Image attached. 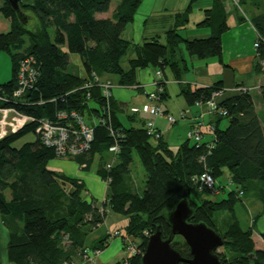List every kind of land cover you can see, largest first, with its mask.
<instances>
[{
	"label": "trees",
	"instance_id": "trees-1",
	"mask_svg": "<svg viewBox=\"0 0 264 264\" xmlns=\"http://www.w3.org/2000/svg\"><path fill=\"white\" fill-rule=\"evenodd\" d=\"M196 1L189 0L185 10L175 14L174 25L164 31L163 42L155 35L142 43H132L122 33L133 20L141 0H118L109 17L105 12L111 0H32L28 3L20 0V9L27 18L25 24L3 0L0 13L9 20V29L0 32V52L4 50L10 55L12 74L10 79L0 83V107H14L33 117L19 130L0 138V212L6 216L3 223L10 230L9 262L87 264L81 250H103L109 243L107 235L87 243V235L104 220L106 210L101 214L94 200L83 198L85 188L80 179L48 167L50 159L60 156L43 144L36 130L38 119H52L61 110H76L84 121V113H88L89 122L85 123L94 131L88 150L68 158L87 161L89 166L90 159L96 154L100 156L98 173L104 183L105 178H111L108 184L105 183L107 202L104 206L126 217L125 234L139 238L142 251L147 241L143 230L152 233L159 228L166 238L170 226L164 212L186 198L193 210L189 221L204 222L222 237L221 250L218 247L215 251L222 264H264V229L259 233L258 242L253 232L260 213L250 219L247 227H242L235 212L241 195L257 187L261 213H264V124L261 122L264 113L261 118L256 110L251 92L253 87H246L245 91L242 90L245 86L240 85L224 88L222 80L193 88L190 82L181 83L190 69L183 48L198 59L216 58L223 62L222 34L247 20L256 32V58L252 70L255 74H264V11L248 15L240 7L249 4L259 8V1L233 0L235 23L230 24L226 0H211L210 5L202 9L203 17L195 23V28L207 29L208 33L187 37L182 31L189 22ZM229 1L231 4L232 0ZM31 19L36 21L34 28L27 26ZM129 46H132L134 55L124 67L121 58ZM73 53L80 58L83 75L68 69L72 64L70 54ZM28 55L34 58L33 65L38 75L31 89L15 95L14 91L19 86L20 62ZM149 66L158 68L154 70L152 84L155 89L152 91L156 90L154 81H159L160 105L167 96L163 71L168 67L174 79L183 85L181 92L188 107H207L210 120L205 121L203 111L196 116L212 127L211 132L204 131L201 143L194 142L186 134L184 140L172 146L156 126L158 136L149 134L146 124L153 115L148 114L150 118L146 119L140 117L146 113L132 112L130 108L136 105L113 101L112 94L109 118L100 112L104 104L100 87H82L91 80L93 73L103 80L107 74H114L118 76V86L143 89L138 83V72ZM107 81L112 83L109 79ZM87 91L90 92L89 98L86 97ZM152 91L144 92L145 102ZM215 91H221V94L213 97L217 106L209 110L206 102ZM258 98L264 111V84L259 88ZM196 103H201V106ZM187 111L188 108L180 111L181 118ZM101 116L105 124L95 123L98 117L103 118ZM174 118L170 124L179 119ZM223 119L226 122L221 126ZM110 126L121 134L116 152L109 150L114 144L109 134ZM29 132L35 134L33 141L24 142L19 147L13 145ZM210 141H213L212 146L207 147ZM133 152L145 171L141 194L132 187L133 181L129 176ZM104 153L108 154L106 159L103 158ZM201 155H205L204 161L199 160ZM203 172H208L216 181L224 177L228 180L226 183L235 184V187L230 189L229 186L226 196L220 200L204 197L203 191L210 193V190L199 180ZM218 186L217 194L224 188ZM215 212L228 214L226 224H216ZM18 231L21 235H17ZM63 233L69 235L67 247L62 245ZM171 246L182 256L191 257L190 249L180 235L172 238ZM140 257V254L130 256L129 264H141Z\"/></svg>",
	"mask_w": 264,
	"mask_h": 264
},
{
	"label": "rangeland",
	"instance_id": "rangeland-1",
	"mask_svg": "<svg viewBox=\"0 0 264 264\" xmlns=\"http://www.w3.org/2000/svg\"><path fill=\"white\" fill-rule=\"evenodd\" d=\"M22 1L24 3H28V2H31L32 0H22ZM188 1L189 0H141L139 6L137 7L134 13L133 20L127 24L126 28L124 29L122 33V36L128 40L130 37H133L135 38V40L131 42L137 43L136 41L138 38L137 28H138L139 33L142 31V29L144 30L145 28L146 37L148 38L146 37L144 38L149 39L152 37V35L153 36L158 35L160 40L163 42L164 41L163 34H164L165 29L167 28V25H166V20H168L167 14L171 11V8H174L175 6H178L180 8L184 6V8H186ZM258 1H259V8L251 7L249 4H247V5H242V7H240V10L242 12H245L248 15L253 12H257V11H264V0H258ZM117 2L118 0H111L110 8L113 9ZM208 2H211V0H197L194 3L193 10L190 14L189 22L186 24L185 29L182 31L183 35L188 37V36H192L191 34L208 33L207 29L195 28V23L203 17L202 9L209 6V4L207 5ZM226 2L228 1L226 0ZM232 4H234L233 0L231 1V5ZM162 6L165 7L166 9L161 11L160 9ZM150 9H151V15L146 16L147 14H150L148 13L150 12ZM228 21L230 24H233L229 17H228ZM35 22H36L35 19H31L27 23V26L29 28H34ZM8 29H9V20L0 13V32H5ZM50 32L51 34L53 33V31L51 30ZM227 36L229 37V34H227ZM144 38L141 39L139 43H142L144 40H146ZM243 43L245 45V42ZM183 53L190 67V71L184 75L185 79L186 77L191 76L193 73L199 72V66H202L204 64H206L207 66H210L211 64H213V62H218L216 58L198 59L195 56H191L184 48H183ZM133 55H134L133 48L132 46H129V48L127 49V51L121 58V65L126 67L128 59L131 58ZM70 59H72L71 60L72 64L69 65L68 69L72 68L73 70L78 72L80 75H83V70L81 67V62H80L78 54L76 53L70 54ZM149 68L152 70L158 69L157 67H154V66H149ZM11 71L12 69H11L10 55L6 51L3 50L0 52V83L10 79L11 74H12ZM164 71L168 74V77L170 78V81H169L170 85H169V88H167L168 94L162 100L161 104H162V107H164V109H167L169 113L177 117L178 110L182 108L180 107L181 105L177 99L178 95H180L179 94L180 85L178 84L177 80L173 78L172 73L168 67H166ZM105 77H107L109 80L112 81L114 87L118 86V84H116L118 81L117 75L107 74ZM107 78H105L104 80H107ZM252 94H253L254 99L258 100V97L255 94V91ZM121 100L125 102V97ZM257 110L259 112V116L262 118L263 113H264L263 108L262 109L259 108ZM84 119L85 121L89 122L87 112L84 113ZM182 120L183 119L179 118L176 123H174L173 125H170L171 129L169 130V132H171L172 135L170 138L171 140H169V142L171 143L170 145L172 146H175L174 144L175 142L179 143L182 139L186 138L185 133L187 129V122L182 121ZM225 122L226 120L223 119L221 121V126H223ZM160 123H162L165 126H169V124L164 119L160 120ZM34 139H35V134L33 132H29L23 135L21 138L17 139L13 145L15 147H19L24 142L33 141ZM107 157H108V154L104 153L103 158L106 159ZM54 159L52 158L49 160L48 162L49 167L53 166ZM100 159L101 158L98 154L94 156L92 168H90V171L94 169L95 164L98 163ZM129 170H130L129 176L131 180L133 181L132 187L136 190V192L141 194L144 188L145 171L135 152L132 153V161L130 163ZM226 181L228 180L224 177L217 180V184L224 187L221 193L217 195H214V194L211 195L209 192L203 191V194H204L203 196L207 198L215 199V200L222 199L223 197L226 196L229 186H230V189L235 187V184L233 185L230 183H226ZM95 191L97 190L95 189ZM8 193H9L8 190H6L5 194L7 195V197H9ZM103 197H106V195ZM83 198L85 199L90 198V196L87 195L86 191H84L83 193ZM261 209H262L261 203L257 198V187H252L250 190L246 191L243 195H241V201H237L235 205V212L239 218V221L242 227H247L250 224V219L254 215L260 213L259 218L257 219V222L254 224V227H253V232L255 236L254 238L256 242H258L259 233L264 229V213H261ZM119 217L121 218L114 219L113 223H111V226H110L111 231L113 232L115 229H119L123 234H125V231H124L125 217L123 218V215L121 214H119ZM5 218L6 216L0 212V262L2 264H12L11 262L8 261V258H7L8 243L11 239H10V230L3 223V219ZM87 218L89 219V215H87ZM108 218H109L108 223H110L111 221L110 212H108ZM213 218L217 225L223 226V223L225 222L224 224H226L227 222L228 214L225 212H215ZM221 220L223 221L221 222ZM111 231L106 229V235L108 232H111ZM101 232H102V229H98L94 234L92 233L90 235L91 237L89 238V240H91V238H94L93 236L99 235ZM17 235H21V231H18ZM123 239L124 237L121 238L120 235L111 239L108 245L103 250H101L99 254L95 256L94 258L95 262L98 261L100 263H105V264H114L117 261H121L122 259H124L126 255V251H125L126 243L124 244ZM62 245L64 247H67L69 243L65 244L62 242ZM218 250H221V246L219 247Z\"/></svg>",
	"mask_w": 264,
	"mask_h": 264
},
{
	"label": "crops",
	"instance_id": "crops-1",
	"mask_svg": "<svg viewBox=\"0 0 264 264\" xmlns=\"http://www.w3.org/2000/svg\"><path fill=\"white\" fill-rule=\"evenodd\" d=\"M228 2H225L226 9L228 10L230 16L231 22L234 24L235 23V18L234 14H232V6L230 4V1L227 0ZM189 3V1H188ZM187 3V5H188ZM211 2H208L207 5H210ZM3 4V0H0V6ZM194 5V4H193ZM187 7V6H186ZM152 8V7H151ZM114 9V8H113ZM113 9L110 8L105 12V16L109 17L110 14L112 13ZM166 9L165 7H161V11ZM185 8L184 6L182 8L175 6L174 8H171V11L167 14L168 15V20H166V25L167 28H171L174 25V17L176 13L184 11ZM193 10V9H192ZM150 14H147L146 16L151 15V9ZM191 14V13H190ZM232 14V15H231ZM142 15V14H140ZM190 18V16H189ZM229 22V21H228ZM133 26V25H132ZM126 28V27H125ZM165 29V30H166ZM137 33H138V38H137V43L144 37H146V32L145 28L144 30L139 33L138 28H137ZM229 34V37L227 36ZM153 36V35H152ZM256 36V32L254 28L252 27L251 23L247 20L242 23H238L233 25L229 30L224 32L221 37V43H222V50H223V56L222 60L223 62H213L210 66H207L206 64L199 66V72L193 73L191 76L186 77V79L183 77L181 83H187L190 82L191 88L194 86H205V85H210L213 82L217 80H222V86L224 88H231L234 87L235 85H240V86H245V87H253L251 90L252 93L255 91L256 96L258 97L259 93V88L261 85L264 84V74L259 73L255 74L252 70L254 60L256 58V50L254 49V39ZM148 38V37H146ZM144 38V39H146ZM130 41H134L135 38L130 37ZM245 42V45L244 43ZM244 45V46H243ZM80 59V58H79ZM72 60V59H70ZM215 60V59H214ZM225 64L227 66H225ZM190 71V69H189ZM188 71V72H189ZM187 74V73H186ZM154 76V70L150 69L149 67H146L138 72V83L143 86V89H134V88H128L124 86H116L112 88V97L113 101H117L122 103H125V105L128 106H140L145 102V96L144 92L147 91H152L153 89V84H152V79ZM173 76V75H172ZM107 78V77H105ZM165 78V86L164 90L167 92V88H169V81L170 78L168 77V74L163 71V80ZM174 78V77H173ZM108 79V78H107ZM178 82V81H177ZM117 84V83H116ZM173 84V83H172ZM180 85V95H178L177 99L180 103V108L177 113V118L183 119L182 121L187 122V130L189 127H191L192 123L197 120L196 116H198L202 111L205 112L203 115V118L206 120L211 119V114H208L206 112L207 107L206 106H201L200 109L197 107H191L189 108L188 105L186 104L185 98L182 94V84L178 82ZM166 94V95H167ZM125 97V102L122 101ZM255 107L257 109H262L261 102L258 98V100H255ZM127 103V104H126ZM162 105V104H161ZM164 108V107H163ZM188 111L185 115V117L180 116V111L183 109H187ZM165 111H168L165 109ZM258 111V110H257ZM169 112V111H168ZM171 114V113H170ZM173 115V114H172ZM140 117L146 119L150 118L148 114H140ZM174 116V115H173ZM176 117V116H174ZM151 119L154 122V125L159 128L160 130L163 131L164 138L166 140H171V132L169 130L171 129L170 124L164 117L161 116H152ZM166 120V122L169 124V126H165L162 123H160V120ZM262 124H264V118H262ZM208 136L205 137L207 139ZM185 139V138H184ZM182 139V140H184ZM173 140V138H172ZM181 140V141H182ZM169 144H171L169 142ZM175 146L178 143H174ZM56 158V159H54ZM54 162L53 166L49 167L50 169H55L58 170L64 174H67L69 176L75 177L77 179H80L81 183L83 184L85 191L87 195L90 196L88 200H94L96 202V205H100V201L103 198V196L106 195V185L101 178V176L98 173V167L99 163L101 162L99 160L98 163L95 164L94 169L90 171V168H92V163H93V158L90 159L91 163L88 166V162H84V160L79 161L76 158H65V157H54ZM221 179V178H219ZM95 189L97 191H95ZM108 212L111 213V218H110V223L109 218H108ZM121 218L119 217V214L114 213L107 208L106 215L104 217V220L99 223L97 226H95L92 231L89 232L87 235V243H92V241L101 238L106 235V229L111 231V223H113L114 219ZM124 218V216H123ZM125 225L127 223V219L125 217ZM98 229H102V232L97 235L93 236L94 238H89L91 237L90 235L95 233ZM119 230V229H115ZM114 230V231H115ZM112 232V231H111ZM97 263H100L97 261ZM75 264H82L81 262H76ZM85 264V263H83Z\"/></svg>",
	"mask_w": 264,
	"mask_h": 264
},
{
	"label": "built area",
	"instance_id": "built-area-1",
	"mask_svg": "<svg viewBox=\"0 0 264 264\" xmlns=\"http://www.w3.org/2000/svg\"><path fill=\"white\" fill-rule=\"evenodd\" d=\"M236 1V0H235ZM257 43H254L256 46ZM35 63L34 58L31 55H28L24 60L20 62L19 71H18V88L14 91L15 95H19L25 91L27 88H32L33 83L36 80L38 75L37 68L33 65ZM159 74V72H157ZM156 85V90L150 92L147 95L146 102H144L140 107L133 106L130 108L132 112L146 113L153 116H164L168 122L172 123L175 121V118L169 114L165 113L161 107L158 100L160 98L159 92L161 86L159 81H154ZM93 85H97L101 89V94L104 98V104L101 106V114H106L110 118V108H109V99L111 96L112 83L107 80L99 79L97 76H94L92 73L91 80L86 81L83 88L89 89ZM247 88L243 87V91ZM221 91H215L212 94V98L208 99L206 102L209 110H212L217 106L215 99L213 97L219 96ZM86 97H90V92L87 91ZM196 105L201 106V103H196ZM184 114V111L181 113ZM103 117V116H101ZM33 120V117H30L23 112L18 111L14 107H0V138L7 135L9 132H14L22 128L28 121ZM95 121V118H94ZM39 123L36 130L40 135V138L43 141V144L49 148H52L57 156L60 157H73L80 153H83L88 150L90 142L93 137L94 128L88 126L80 113L76 110H61L55 113L52 119L41 118L38 119ZM105 124V119L98 117L95 123ZM112 127V126H110ZM147 132L153 134L156 132L155 125L152 120L146 124ZM204 131L211 132L212 127H209L202 120L197 119L194 124L191 126L187 132V137L192 138L196 143H201L203 138ZM109 134L114 139V144L110 146L109 150L116 152L118 150V137L121 135L119 131L115 130L113 127L110 128ZM158 134L155 133V137ZM213 141H210L207 144V147L212 146ZM205 155H201L199 160L204 161ZM200 182L209 188L211 194H217L219 186L217 181L208 173L203 172L200 175ZM111 181L110 177L105 178V183L108 184ZM105 184V185H106ZM107 202V198L103 197L101 199L98 211L103 214L107 208L104 206V203ZM90 218V217H89ZM99 223H97L98 225ZM150 232L145 229L143 230V235L148 237ZM124 237L123 242L125 245L126 255L124 259L121 260L122 264H129L128 258L135 254H141L143 251L139 246L140 240L138 238H131V236H124L120 231L115 230L113 232H108L107 236L109 239H112L116 236ZM62 242L65 244L70 243L68 233H63ZM101 250L99 248L93 250H81V255L83 261L87 264H96L95 256L99 254ZM64 264H75L74 262L65 261Z\"/></svg>",
	"mask_w": 264,
	"mask_h": 264
},
{
	"label": "water",
	"instance_id": "water-1",
	"mask_svg": "<svg viewBox=\"0 0 264 264\" xmlns=\"http://www.w3.org/2000/svg\"><path fill=\"white\" fill-rule=\"evenodd\" d=\"M22 23L27 22L20 9V0H6ZM193 210L188 200L181 199L164 215L170 226L169 235L164 238L159 228L148 237L140 257L141 264H222L216 249L223 245L222 237L204 222H190ZM180 235L188 245L191 257L182 256L171 246L172 238Z\"/></svg>",
	"mask_w": 264,
	"mask_h": 264
},
{
	"label": "bare ground",
	"instance_id": "bare-ground-1",
	"mask_svg": "<svg viewBox=\"0 0 264 264\" xmlns=\"http://www.w3.org/2000/svg\"><path fill=\"white\" fill-rule=\"evenodd\" d=\"M23 14L25 15V13L23 12ZM91 75H92V73H91ZM153 89H155V88H153ZM234 91V90H233Z\"/></svg>",
	"mask_w": 264,
	"mask_h": 264
},
{
	"label": "clouds",
	"instance_id": "clouds-1",
	"mask_svg": "<svg viewBox=\"0 0 264 264\" xmlns=\"http://www.w3.org/2000/svg\"><path fill=\"white\" fill-rule=\"evenodd\" d=\"M127 235V234H126ZM130 236V235H129ZM133 238H136V237H133ZM146 238V237H145Z\"/></svg>",
	"mask_w": 264,
	"mask_h": 264
}]
</instances>
